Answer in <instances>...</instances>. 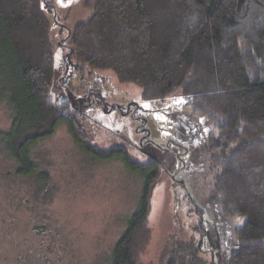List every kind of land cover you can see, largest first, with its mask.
<instances>
[{"label": "trees", "instance_id": "obj_1", "mask_svg": "<svg viewBox=\"0 0 264 264\" xmlns=\"http://www.w3.org/2000/svg\"><path fill=\"white\" fill-rule=\"evenodd\" d=\"M46 5L0 0V99L13 111L7 150L19 174H33L31 148L65 123L85 154L120 159L140 175L139 205L111 256V264H139L163 165L140 162L126 147L98 148L71 100L55 99L57 44ZM85 7L90 17L68 43L62 38L69 59L82 73L113 70L121 82L140 86L145 100L181 96L205 119L216 171L211 201L225 218L246 217L227 264H264V0H85ZM203 252L200 240L177 238L164 264H217Z\"/></svg>", "mask_w": 264, "mask_h": 264}, {"label": "rangeland", "instance_id": "obj_2", "mask_svg": "<svg viewBox=\"0 0 264 264\" xmlns=\"http://www.w3.org/2000/svg\"><path fill=\"white\" fill-rule=\"evenodd\" d=\"M49 2L44 8L57 44L55 99L71 100L98 148L126 147L140 162L157 159L163 165L151 199V236L139 264H164L163 253L177 238L200 240L207 258L227 264L246 217L225 218L211 201L216 171L205 119L181 96L143 99L140 86L121 82L113 70L78 71L62 38L68 43L71 30L91 11L85 0ZM12 121L11 106L0 99V264H111L113 248L139 205L140 175L120 159L85 154L65 123L31 148L35 172L21 175L4 139ZM45 251L49 259L38 256Z\"/></svg>", "mask_w": 264, "mask_h": 264}, {"label": "flooded vegetation", "instance_id": "obj_3", "mask_svg": "<svg viewBox=\"0 0 264 264\" xmlns=\"http://www.w3.org/2000/svg\"><path fill=\"white\" fill-rule=\"evenodd\" d=\"M9 154H10V153H9ZM10 155H11V154H10ZM12 158L14 159L13 156H12ZM14 160H15V159H14ZM15 161H16V160H15ZM18 170H19V168L17 169V171H18ZM36 231H38V230H36ZM42 234H45V232L43 231ZM42 241H43V243H45V240H42ZM56 246H57V244L54 243V244H53L54 249L56 248ZM46 247H47L48 249L51 248V246H50L49 244H47ZM56 249H57V248H56ZM38 256H39L40 258H42V257H45L46 259H49V258H50L48 252H46V251H45V252H42V253H39ZM21 257H23V255H21ZM52 262H53V261L49 260V261H48V264H52Z\"/></svg>", "mask_w": 264, "mask_h": 264}]
</instances>
